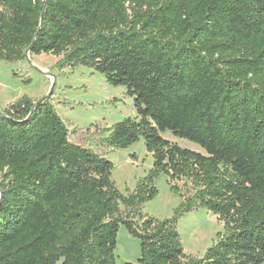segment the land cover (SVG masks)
<instances>
[{
    "label": "trees",
    "instance_id": "16d2710c",
    "mask_svg": "<svg viewBox=\"0 0 264 264\" xmlns=\"http://www.w3.org/2000/svg\"><path fill=\"white\" fill-rule=\"evenodd\" d=\"M0 8V61L45 54L61 71L90 68L124 87L137 113L97 140L70 130L54 93L0 109V264H116L121 226L141 241L140 259L127 264H264V0H0ZM142 140L154 165L124 195L106 151ZM162 174L182 200L165 220L143 212ZM199 209L224 233L192 257L178 225Z\"/></svg>",
    "mask_w": 264,
    "mask_h": 264
},
{
    "label": "rangeland",
    "instance_id": "374dc122",
    "mask_svg": "<svg viewBox=\"0 0 264 264\" xmlns=\"http://www.w3.org/2000/svg\"><path fill=\"white\" fill-rule=\"evenodd\" d=\"M1 10V8H0ZM58 58L52 55L29 57L23 62L0 61V109L23 97L39 101L47 96L56 79L52 102L70 130H80L90 137L101 139L108 136L104 130L126 118H135L134 101L127 96L124 87L109 85L105 77L96 71L79 67L76 70H59ZM52 76V77H51ZM166 139L193 151L202 149L187 140L179 139L171 132ZM107 158L114 164L112 179L124 195L132 193L138 180L145 177L154 165L142 140L126 150H107ZM160 195L144 205L143 212L156 219L171 218L181 204L179 196L171 191L166 175L156 181ZM183 187V183H178ZM185 253L192 257H203L205 252L224 233V224L205 209L186 215L178 225ZM116 264L137 263L141 257V241L133 237L124 226L118 233L115 252Z\"/></svg>",
    "mask_w": 264,
    "mask_h": 264
},
{
    "label": "water",
    "instance_id": "95a60500",
    "mask_svg": "<svg viewBox=\"0 0 264 264\" xmlns=\"http://www.w3.org/2000/svg\"><path fill=\"white\" fill-rule=\"evenodd\" d=\"M30 54V51L28 52V55ZM30 56H28V58H29ZM52 77V76H51ZM53 78V85H52V88H51V90H50V92H49V94L47 95V96H45L41 101L42 102H45V101H47L50 97H51V95H52V92H53V90H54V88H55V86H56V79H55V77H52Z\"/></svg>",
    "mask_w": 264,
    "mask_h": 264
}]
</instances>
